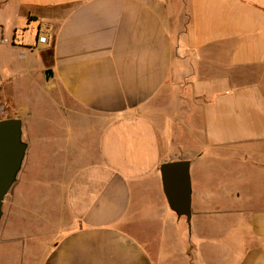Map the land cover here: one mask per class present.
I'll use <instances>...</instances> for the list:
<instances>
[{"label": "crops", "instance_id": "crops-1", "mask_svg": "<svg viewBox=\"0 0 264 264\" xmlns=\"http://www.w3.org/2000/svg\"><path fill=\"white\" fill-rule=\"evenodd\" d=\"M3 13L28 26L17 43L0 24V107L28 150L0 264H264V0H0ZM176 161L190 224L163 189Z\"/></svg>", "mask_w": 264, "mask_h": 264}, {"label": "water", "instance_id": "water-1", "mask_svg": "<svg viewBox=\"0 0 264 264\" xmlns=\"http://www.w3.org/2000/svg\"><path fill=\"white\" fill-rule=\"evenodd\" d=\"M49 80L53 73L46 71ZM28 150L20 118L0 120V225L6 196L17 182ZM163 189L170 208L190 224L192 219V182L190 163L176 161L160 167Z\"/></svg>", "mask_w": 264, "mask_h": 264}, {"label": "rangeland", "instance_id": "rangeland-1", "mask_svg": "<svg viewBox=\"0 0 264 264\" xmlns=\"http://www.w3.org/2000/svg\"><path fill=\"white\" fill-rule=\"evenodd\" d=\"M0 24L4 25L6 28V32H8V35L6 36L8 38H11L14 34L13 30H17L18 32L20 30H24L26 35H27V28L28 26L26 25V22L23 19L16 18L13 13H3L0 14ZM25 25V27H23ZM49 112L53 113L52 118L54 121L60 122L62 119V113L60 112L59 109L56 107L51 109ZM8 112L5 111L4 113H0V119H6L8 117Z\"/></svg>", "mask_w": 264, "mask_h": 264}, {"label": "built area", "instance_id": "built-area-1", "mask_svg": "<svg viewBox=\"0 0 264 264\" xmlns=\"http://www.w3.org/2000/svg\"><path fill=\"white\" fill-rule=\"evenodd\" d=\"M22 36H23V32L21 31V32H15L14 33V37H13V39H12V41L13 42H19V43H21V41H22ZM46 45H48V36L44 33V32H42V31H40V30H38V32H37V47L39 46V47H43V46H46ZM5 111H4V108H2V107H0V113H4Z\"/></svg>", "mask_w": 264, "mask_h": 264}]
</instances>
